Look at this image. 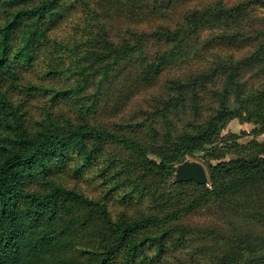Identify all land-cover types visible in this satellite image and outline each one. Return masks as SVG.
<instances>
[{
  "label": "trees",
  "instance_id": "obj_1",
  "mask_svg": "<svg viewBox=\"0 0 264 264\" xmlns=\"http://www.w3.org/2000/svg\"><path fill=\"white\" fill-rule=\"evenodd\" d=\"M179 1L0 0V264H190L169 256L194 244L202 264H264L263 233L190 221L212 213L264 227V142L215 164L210 150L208 184L171 182L187 155L210 152L235 115L230 96L264 130V106L240 80L244 69L264 75V31L249 26L264 0H217L164 25ZM247 30L258 34L245 43ZM249 45L241 57L217 53ZM210 52V72L169 86L153 116L105 121L134 91L121 87L130 75L152 87L164 69Z\"/></svg>",
  "mask_w": 264,
  "mask_h": 264
},
{
  "label": "rangeland",
  "instance_id": "obj_2",
  "mask_svg": "<svg viewBox=\"0 0 264 264\" xmlns=\"http://www.w3.org/2000/svg\"><path fill=\"white\" fill-rule=\"evenodd\" d=\"M217 0H180L177 5L175 4V7L173 9V12L170 13L169 17H166V19L162 22L164 25L168 26H177L180 24V19H182V16L190 10L197 9L202 6H206L209 3L215 2ZM224 5L232 6L240 1H246V0H220ZM159 22H161L159 20ZM158 21H153L147 25H143L141 27L142 30L150 31L154 30L156 26L159 24ZM249 26L256 27L257 29H260L261 31H264V5H255L253 10L251 11V16L249 20ZM229 34L235 33V26H231L228 29ZM262 32H260L261 34ZM218 32H206L203 35V38H211L215 35H217ZM239 34L244 35L246 39H243V42L248 43L247 38L250 35H255L258 33H254L253 31L247 30L243 31ZM156 49V47H154ZM220 53L223 55L224 58L228 59L230 56L235 55L238 57H241L252 52L253 46L249 45L248 48H242V51L238 52L235 51V48H230L228 46H223L219 49ZM214 53L210 52L208 53L206 57V61L203 60L199 63V61H195V64H185L182 67H168L164 69V71L161 73L160 77L158 78L157 82L154 86L146 87L142 86L140 89H137V81L136 78L133 75H130V78L128 80H125L122 84L123 91L127 89L130 84H132V87L134 88V91L129 94V96L125 99L124 104L121 105V109L116 112V115H111L109 117H104L105 121L108 122H119V121H135L138 119H141L143 117L153 116V114L157 113L158 109L161 108L163 102L167 99L169 96V92L171 94H174L173 90H168L167 88L169 86L176 87L178 83L185 82L187 78H192L196 76H200L205 73H209L212 66V61L214 59ZM216 60V55H215ZM219 80L216 84H214L215 88H219L220 90L224 88L223 81L224 76H219ZM240 80L244 82V85L248 83V89L247 92H249L252 88V91L256 92L259 97V103H256L254 101H251L253 104H256V106H264V75L262 73H258L257 70L249 68L244 69L240 75ZM171 81V82H169ZM169 82V83H168ZM209 86H211V83H209ZM208 101V102H207ZM205 102L208 104L209 109H214L217 106V103L215 101H211L208 98H204L203 101H199V103ZM105 103H108L106 101ZM250 102H248L249 104ZM64 108H66L67 114L71 115L68 110L70 109V106L68 104H64ZM227 106L234 112V116L231 117L226 121L224 126L222 127L220 134L215 138V141L211 145L205 146V149L207 151L214 150L215 154L211 159V162L213 164L219 162V161H229L234 160L243 155V153H248L251 151L258 152L259 148L261 147V144L264 142V130H262L261 126L259 124L254 123L252 120H248L245 117V113L243 111V107L239 105L235 100L233 96L229 97V102L227 103ZM245 108V107H244ZM239 114V115H238ZM175 121V119H174ZM115 148L110 147V152H114ZM210 152H203L198 151L195 152L193 155H187L186 159L189 160H197L202 161V156H204L207 153ZM152 158H155L154 156H151ZM85 184V183H83ZM84 188L87 190V192L91 195L92 193V187L90 185L85 184ZM140 208L139 206H131L129 208V213L131 215H135L138 211L137 209ZM146 208V205H144V209ZM143 209V207H142ZM141 209V210H142ZM190 221L194 222L195 224L198 223L200 225L205 226H212L215 225L219 229L227 228V230H231V232H245V233H263L264 234V227H259L256 225H253L250 222L247 221H241L237 220L233 225L226 222L225 219L219 218L216 216L198 213L195 215L190 216ZM195 245V244H194ZM192 245L191 247H188L183 254H175L170 255L169 259L175 263H179V260H184L186 263H192V264H202V259L200 257L202 256L199 251H197L195 256V251L197 247Z\"/></svg>",
  "mask_w": 264,
  "mask_h": 264
},
{
  "label": "water",
  "instance_id": "obj_3",
  "mask_svg": "<svg viewBox=\"0 0 264 264\" xmlns=\"http://www.w3.org/2000/svg\"><path fill=\"white\" fill-rule=\"evenodd\" d=\"M187 181H193L197 184H208L207 171L200 161L185 159L175 166L171 182Z\"/></svg>",
  "mask_w": 264,
  "mask_h": 264
}]
</instances>
